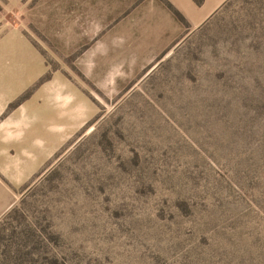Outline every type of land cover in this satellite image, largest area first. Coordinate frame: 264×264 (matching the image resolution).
I'll list each match as a JSON object with an SVG mask.
<instances>
[{
    "label": "rangeland",
    "instance_id": "1",
    "mask_svg": "<svg viewBox=\"0 0 264 264\" xmlns=\"http://www.w3.org/2000/svg\"><path fill=\"white\" fill-rule=\"evenodd\" d=\"M161 8L0 0V70L26 80L0 147L62 133L0 168V264H264V0Z\"/></svg>",
    "mask_w": 264,
    "mask_h": 264
},
{
    "label": "crops",
    "instance_id": "2",
    "mask_svg": "<svg viewBox=\"0 0 264 264\" xmlns=\"http://www.w3.org/2000/svg\"><path fill=\"white\" fill-rule=\"evenodd\" d=\"M170 4L175 8L176 12L173 13L169 10L165 11L160 9L163 17L162 22L158 24L169 25H184L200 26L210 19L228 0H168ZM156 18V16H152ZM157 19V18H156ZM185 22V23H183ZM152 24V23H151ZM16 72L9 73L7 71L0 70V115L6 109V107L16 99L23 91L26 80L17 81ZM25 78V76H23ZM30 78H27V82ZM31 106V104H30ZM58 110V109H57ZM55 109L53 114L58 112ZM28 109L24 108L20 110L14 117L22 115H28ZM63 110L59 112V116L62 115ZM62 118V117H61ZM58 116L51 119V122H57ZM61 130L57 128L55 123L51 125V131L46 134H33L29 132L28 136H24L13 141H4L1 143H7L14 145L17 149L15 154L9 153L8 148L5 146L0 147V168L3 172L20 173L24 175L28 170L35 169L40 162L45 151L53 147L59 138H62ZM39 135L42 137L40 139ZM1 138H7L6 133L0 134ZM45 137V138H43ZM45 140V141H44ZM44 141V142H43ZM25 147H28L25 149ZM46 149V150H45ZM45 150V151H44ZM12 177L14 175H11ZM17 177V176H16Z\"/></svg>",
    "mask_w": 264,
    "mask_h": 264
}]
</instances>
